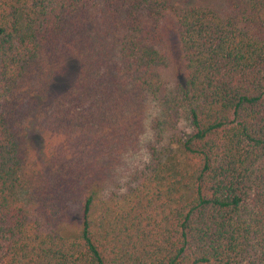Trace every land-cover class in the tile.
<instances>
[{
    "label": "trees",
    "instance_id": "16d2710c",
    "mask_svg": "<svg viewBox=\"0 0 264 264\" xmlns=\"http://www.w3.org/2000/svg\"><path fill=\"white\" fill-rule=\"evenodd\" d=\"M0 264H264V0H0Z\"/></svg>",
    "mask_w": 264,
    "mask_h": 264
},
{
    "label": "rangeland",
    "instance_id": "374dc122",
    "mask_svg": "<svg viewBox=\"0 0 264 264\" xmlns=\"http://www.w3.org/2000/svg\"><path fill=\"white\" fill-rule=\"evenodd\" d=\"M189 3H200L205 4L209 6H216L221 7L222 0H187ZM173 45L176 49L177 47V41L172 38ZM78 71V62L74 59H69L68 65L66 68L59 72L55 78L53 79V82L50 86V97H55V95L59 94L63 90H65L70 83L74 80L76 73ZM49 100V99H48ZM50 104V103H45ZM38 109H30V114H28L26 117L23 116V113L21 111V114L14 115V122L17 124L18 127H20L26 134L29 142V146L31 151L35 154L38 161H42V136L40 134V131L37 129L35 122L38 119ZM78 209L77 203H71L68 209V212L71 215H76Z\"/></svg>",
    "mask_w": 264,
    "mask_h": 264
}]
</instances>
